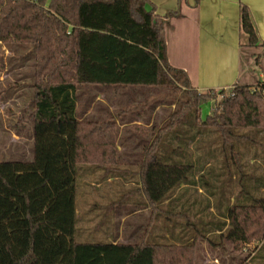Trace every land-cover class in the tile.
<instances>
[{
  "label": "trees",
  "instance_id": "obj_1",
  "mask_svg": "<svg viewBox=\"0 0 264 264\" xmlns=\"http://www.w3.org/2000/svg\"><path fill=\"white\" fill-rule=\"evenodd\" d=\"M178 12L162 16L150 0H0V43L29 45L35 59L33 157L0 160V264H196L198 241L211 240L209 229H198L204 220L181 214L179 221L161 213L162 202L175 187L155 198L147 176L154 168L186 167L178 183L187 182L193 167L184 162L194 155L199 173L202 160L214 158L230 169L228 151L247 150L251 139L264 137V82L255 85L261 91L249 85L193 88L187 73L170 66L167 57L165 21ZM240 23L247 46L261 49L254 63L264 73V41L244 4ZM82 86L166 87L167 97L177 105L161 126L132 125L144 130L147 140L135 173L152 211L159 210L137 242L76 240L78 167L95 175L98 184L124 175L118 166L117 119L140 108L128 105L104 120H80L77 91ZM217 95L223 98L202 119V104ZM191 112L195 116L188 117ZM255 155L264 163V144ZM232 157L235 170L241 169L236 152ZM207 175L203 171L195 182L212 193ZM255 183L243 185L240 193L246 198L227 206L228 227L225 220H217L210 231H221L217 238L227 239L235 249L253 240L264 243V173ZM133 190L140 192L136 186ZM160 214L168 218L170 236L155 242L150 237H155ZM177 226L183 230L176 233ZM251 257V263H257L258 255Z\"/></svg>",
  "mask_w": 264,
  "mask_h": 264
},
{
  "label": "crops",
  "instance_id": "obj_2",
  "mask_svg": "<svg viewBox=\"0 0 264 264\" xmlns=\"http://www.w3.org/2000/svg\"><path fill=\"white\" fill-rule=\"evenodd\" d=\"M150 1L156 6V12L162 16L179 10L177 14L169 16L165 21L167 57L170 66L184 70L187 73L193 88L199 91H206L208 89H230L235 85H249L253 87L258 82L264 81V73L261 69L260 71L257 69L254 58L248 66L245 67L243 65V51L245 47L249 46L246 44L247 38L241 30L240 23L241 6L244 4L250 9L260 40L264 41V0H199L198 3H196V0ZM252 56L254 57V54ZM86 88H95L97 90L98 95L96 99L104 104V117L79 118L77 101V117L80 120H104L108 118L116 111L126 107L121 106V98L122 96H128V92H130L137 99V102L134 104L139 105L140 108L117 119L118 136L121 122H124L123 125L129 126V132L133 137H137L141 133L143 139H145L144 134L146 132L133 128V124H142L148 128L158 126L156 125L157 113L162 107L160 103L163 102V99L157 98L159 95H154L153 93L163 89V87L120 89L115 86H82V89ZM145 93L150 94L147 97H143ZM148 100H152V102L142 105V103ZM84 115L86 116L87 114ZM146 141L143 146L146 144ZM136 152V150L130 151L131 156L127 163L134 164L137 167L135 171L138 170L140 161L143 158V147L140 151ZM233 152H236L237 156H239L235 158L237 164L241 163L239 164L241 168L239 170L234 169V165H232L234 160H230V169L229 167L223 169V166L228 165H224L222 159L214 158L207 161L202 160V171L199 173L194 169L198 164L195 155L186 161L183 160L185 161L184 163L193 167V176L187 182L180 184L177 182L174 186L173 194L161 204V208L163 207L161 213L171 216L172 219L176 218L181 221L183 220L181 214H187L192 221L204 220L202 224L198 223V229L203 231L209 229L207 236L211 240H207L206 238L199 240L198 246L203 243L207 244L213 252L224 249L222 261L226 258V253H229L227 261L224 259V264H231V262H227L233 260V258H237L235 256L232 257V247L229 248L228 246V244H232L225 238H221V240L217 238L222 233L221 231H210L213 228L216 229L217 220H225V228L228 227L227 206H231L236 200L245 199L246 195L240 193L241 189H243L242 186L250 184V181L252 185L257 186L258 184L255 183V180L257 182L258 176L264 173V163L255 155V153H259L257 149L246 150L241 148L228 151L231 155H233ZM118 164L120 165L119 152ZM203 164L206 165L202 166ZM210 167H213V169ZM159 168L167 169L168 167ZM171 169L179 171L180 177L188 171L186 167H174ZM122 170L124 172L129 171L127 169ZM203 171L208 174L206 186L212 189V193L208 192L200 182H195ZM113 179L117 178H110L107 182H112ZM136 187L140 188V186ZM217 187L220 188L218 189ZM136 200L144 201L146 204L143 206L148 204L147 199L144 200L142 198L132 199L126 204H137ZM218 209L220 210L218 211ZM157 211L158 209L155 208L153 213ZM221 211L225 215L222 216ZM153 218L152 216L150 222ZM181 230H183L182 226L176 227V233ZM166 236H170V233H166ZM255 255H258L257 263H251L248 260L250 258H247L244 262L243 259L238 262L240 264H264V243L251 258H254ZM214 259L221 261L218 254H214Z\"/></svg>",
  "mask_w": 264,
  "mask_h": 264
},
{
  "label": "rangeland",
  "instance_id": "obj_3",
  "mask_svg": "<svg viewBox=\"0 0 264 264\" xmlns=\"http://www.w3.org/2000/svg\"><path fill=\"white\" fill-rule=\"evenodd\" d=\"M243 54V65L246 67L253 61L254 57L252 54L254 56L261 55V49L245 47ZM34 64L35 59L31 46L19 43H0V160L27 161L33 157V120L30 114L33 103ZM257 69L260 71L261 67L257 66ZM119 88L126 89L123 87ZM140 89L147 88L141 87ZM77 93L79 118L104 117V104L96 99L98 93L95 88L82 89L80 87ZM168 93L169 88L166 87L153 93L154 95L158 94L159 99H163V102L160 103L162 107L157 113L156 125L158 126L165 123L168 119V114L177 108L174 101L167 97ZM149 94L145 93L143 97H147ZM134 96L130 92H128V96H122L121 106L136 103L137 99ZM222 98L223 95H217L213 100L202 104V119L214 111L215 105ZM84 114L87 115L85 116ZM191 116H195L193 112L188 115V117ZM123 124L124 122L120 123L118 136L119 166L129 171L125 172L124 175L121 174L120 178L113 179L112 182L103 180L100 181L101 184H98L97 182L99 181L95 175L85 174L84 166L78 167L77 206L80 212L76 234V240L78 241L109 242L119 240L137 242L149 229L150 220L153 216L151 205L142 206L134 203H123L132 197V199H147L141 181H139L135 173V168L137 167L134 164H127L131 156L130 151H140L146 140L143 139L141 133H138L139 136L133 137L129 132V126ZM263 144L264 137L255 136L249 141L248 147L249 149L261 151ZM234 148H239V145L235 144ZM229 158L234 160L231 154ZM179 179V171L174 169H152L147 176L149 192L152 196L159 199L169 189L173 188ZM135 180L137 181L132 183ZM135 186H140V192L133 190ZM130 190L132 192L130 196H122L123 192ZM160 216L164 218L154 222L153 233L155 237H150L152 241L165 240L164 236L169 232L166 224L168 221L167 217L161 214ZM219 239L221 240V238ZM261 244L262 242L257 243V241L253 240L244 244L240 249H235L228 244L229 248L232 247L233 250L232 257L235 256L237 258H233L227 263L240 264L238 261L241 259H243V262L246 261L249 256L251 257L256 253ZM206 245L203 243L197 246L196 264H224V259L227 261L229 253H226V258L222 261L224 249L216 251L221 260L218 261L214 259V254L217 255L216 252H213L209 245Z\"/></svg>",
  "mask_w": 264,
  "mask_h": 264
},
{
  "label": "built area",
  "instance_id": "obj_4",
  "mask_svg": "<svg viewBox=\"0 0 264 264\" xmlns=\"http://www.w3.org/2000/svg\"><path fill=\"white\" fill-rule=\"evenodd\" d=\"M252 91H261V86H255V87H253V90Z\"/></svg>",
  "mask_w": 264,
  "mask_h": 264
}]
</instances>
